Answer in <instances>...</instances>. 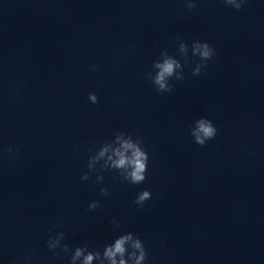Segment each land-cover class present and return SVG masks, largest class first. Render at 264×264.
Listing matches in <instances>:
<instances>
[{"label":"clouds","instance_id":"clouds-1","mask_svg":"<svg viewBox=\"0 0 264 264\" xmlns=\"http://www.w3.org/2000/svg\"><path fill=\"white\" fill-rule=\"evenodd\" d=\"M224 4L234 10H241L248 0H223ZM184 9L192 12L198 6V0H182ZM189 53L198 61L192 69L193 76H199L204 72L208 63L215 59V48L207 41L193 40L191 45L179 36L176 38L175 52L170 53L167 48L159 51L156 59L152 61L151 70L146 73V79L151 82L158 93H172L175 85L171 81L182 82L185 79L184 69L188 65ZM99 65H91L92 71H98ZM88 100L92 104H98L99 97L96 92L88 93ZM189 135L193 142L201 147L207 145L218 135V129L212 120L207 117L196 119L189 128ZM84 145L74 146V151L83 148ZM10 159L19 154L20 148L8 146L4 150ZM88 154L87 171L80 179L90 181L95 175L94 183L100 185L104 181L103 173L111 171L118 174V179L132 185L143 184L148 176L149 151L144 145L143 137L124 130H116L112 138L100 141H90L86 148ZM101 196L110 195L107 187H100ZM152 199L151 191L144 189L137 193L133 203L143 207ZM88 210L95 211L100 207V201L93 200L88 203ZM114 230L120 228V221L113 219ZM62 228L63 224H57ZM68 237L64 231L49 230L45 247L57 259L66 258L68 264H148L149 253L143 240L133 232H122L111 242L105 243L102 249H92L88 244L73 248L66 241ZM12 264H39L38 258H34L31 251L13 261Z\"/></svg>","mask_w":264,"mask_h":264}]
</instances>
